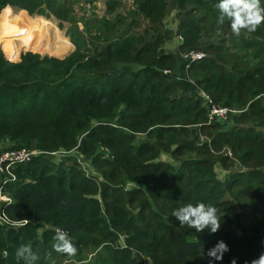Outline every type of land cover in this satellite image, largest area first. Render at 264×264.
Here are the masks:
<instances>
[{
	"label": "trees",
	"instance_id": "16d2710c",
	"mask_svg": "<svg viewBox=\"0 0 264 264\" xmlns=\"http://www.w3.org/2000/svg\"><path fill=\"white\" fill-rule=\"evenodd\" d=\"M217 2L133 0L153 38L147 30L132 36L136 18L124 23L123 15L98 20L100 35L89 34L91 20L81 31L76 7L95 0H0L2 31L11 25L12 7L54 16L62 28L67 22L76 46L63 60L28 52L19 63L0 48V154L23 148L42 153L18 166L17 180L5 186L12 203L0 202V213L31 223L12 228L0 220V264H24L16 257L21 245L37 252V264H58L56 257L250 264L264 252V24L237 37L227 20L218 23ZM169 12H175L178 53L164 49L173 38L164 31ZM118 24L123 28L115 31ZM215 36L229 40L217 45ZM194 51L207 56L193 63L183 57ZM250 59L257 63L251 66ZM201 92L233 111L227 121L209 123L211 105ZM73 151L99 177L87 176L78 163L56 164L44 156ZM232 162L241 172L220 179L216 166L227 170ZM197 202L218 209L217 233L181 227L172 217L173 210ZM57 227L71 237L75 256L53 251ZM218 241L229 248L222 260L209 256Z\"/></svg>",
	"mask_w": 264,
	"mask_h": 264
},
{
	"label": "rangeland",
	"instance_id": "374dc122",
	"mask_svg": "<svg viewBox=\"0 0 264 264\" xmlns=\"http://www.w3.org/2000/svg\"><path fill=\"white\" fill-rule=\"evenodd\" d=\"M10 8L12 12L15 14L14 17L8 18V19H12L11 25L6 31H2L0 28V31H1L0 35L4 34V35H1V38H0V48L4 52V54L6 53L5 56L10 62L12 63L21 62L22 56L27 54L28 52L35 54V55H39L41 58L49 57V58H55L59 60H63L71 56L72 54H74V52L76 51V46L71 41L70 33L68 29L69 24L67 22L63 23V28H62L61 21L54 16H50L48 18L45 16H39L36 14L31 15L25 10L14 9L12 7ZM107 9L109 12L107 11ZM21 11L26 13L27 14L26 16L29 19H32V20L42 19L48 22V25H46L45 27L47 28V34H48V36L46 37V40L50 41L49 44H54L56 42L58 44H61L60 41L68 40L72 47L68 49V52L62 51L60 55L50 54L47 52L43 53L41 52V50L39 51L29 50L28 47L25 44H23V42L21 41L22 38L19 35L21 26H17L12 29L15 19L18 17ZM1 15L2 13H0V17ZM116 15H123V17H125L124 23L132 21L133 18H136L135 22L137 24L133 25L130 31L132 36H138L140 35L141 32H143L144 30H147L149 33V36L153 37L150 23L144 18L142 14L140 15L138 5L134 4L133 0H95V3L93 5H89L85 9H83L82 7H76V10L74 12L75 19L78 22L79 28L81 29V31L84 30V24L88 20H91V22L87 24V30L89 34H97V35L101 34L99 32V24L97 23V21L104 17L109 20H112L115 18ZM164 23L166 26L164 27V31H170L169 37H173L169 42L166 43V45L164 46V49L166 52L178 53L177 50L180 46V42H179V38L175 37L176 36L175 12H169L165 18ZM122 28H123V25L118 24L115 31L118 29H122ZM153 33L154 35H157L154 31ZM110 35L111 37L109 39H112L114 35L113 34H110ZM222 39H226V41L229 40L228 36H224V38L220 37L217 40L215 36L213 40L214 44L219 45L220 40ZM44 43H43V47L47 46L51 49L55 48V46L46 45L47 42L45 40H44ZM225 47L228 49L229 47H233V46L231 43L226 42ZM21 48H25V49H21ZM87 48L88 47H84L83 49L81 48V51L85 52ZM234 49L235 48H230V51H234ZM238 53L243 54L244 52L240 51ZM185 56L186 55H183V57L186 59ZM229 57L236 60L235 56H229ZM12 59H17V60H12ZM249 62L251 63L250 64L251 66H254L257 63L253 59H250ZM222 65L225 67V70L227 72H231V67L226 64V61H224ZM169 73H171V71H169ZM236 115H239V114H236ZM229 122L231 124V127H234V123L231 121ZM145 137L146 136L143 135L138 138L144 139ZM55 155H58V153L57 154H45L44 156L46 158L53 160L56 164L63 162L65 163V165L71 166L75 163H78L80 165L81 170L84 172V174H86L87 176L99 177L97 173L92 171V167L89 161H87L84 158L79 157L76 152L73 151L70 153H59L58 156H55ZM227 155L231 157V153H227ZM162 159L175 164L174 161L169 156L162 155ZM216 169H217V173L220 174V179L224 180L227 178L229 173L232 174V173L241 172L242 168L239 166V164L232 162L231 166L227 170L224 169L222 166H220V164L216 166ZM88 253H89V250L87 251V254ZM91 257L92 255L89 256V259ZM56 261L58 262V264H66V262L67 264H109V263H103V262L94 263L93 261L92 262L85 261V262L77 263L75 261H68V260L62 259L61 257H56Z\"/></svg>",
	"mask_w": 264,
	"mask_h": 264
},
{
	"label": "clouds",
	"instance_id": "9594fccd",
	"mask_svg": "<svg viewBox=\"0 0 264 264\" xmlns=\"http://www.w3.org/2000/svg\"><path fill=\"white\" fill-rule=\"evenodd\" d=\"M216 8L219 12L218 23L223 25L227 20L231 33L237 37L241 35L242 31L255 32L261 24H264V5L261 0H218ZM217 213L218 209L211 203L197 202L195 204L188 203L173 210L172 217L180 222L181 227L187 225L197 232H204L207 229L214 234L221 228V218ZM7 222L12 228L31 223L28 219ZM37 231L40 229L38 228ZM52 249L66 257H73L78 251L69 234L59 227L55 229ZM227 251H229L228 245L224 241H218L216 246L209 250V256L216 260H222L223 254ZM4 255H7V252ZM49 255L51 256V253ZM16 257L22 259L24 264H37L39 259L37 252L33 251L29 245H21L16 251ZM233 264H235V260ZM250 264H264V252L253 258Z\"/></svg>",
	"mask_w": 264,
	"mask_h": 264
},
{
	"label": "built area",
	"instance_id": "2783aa9c",
	"mask_svg": "<svg viewBox=\"0 0 264 264\" xmlns=\"http://www.w3.org/2000/svg\"><path fill=\"white\" fill-rule=\"evenodd\" d=\"M206 56L207 55L204 52L194 51L190 52L185 57L189 59L191 63H193L206 58ZM165 74H169V71H165ZM201 96L205 99V101H207L211 105L209 113V123L213 120L227 121L229 114L233 113V111L227 107H221L214 104L213 100H211L205 92H202ZM39 154L42 153L27 148L14 151H7L0 154V202L4 206H8L12 203V199L7 194H5L4 190L6 184L13 183L17 180L15 169L20 165L31 162L33 157ZM0 220H4L6 222L9 221L7 218H5L4 213H0Z\"/></svg>",
	"mask_w": 264,
	"mask_h": 264
},
{
	"label": "bare ground",
	"instance_id": "6f19581e",
	"mask_svg": "<svg viewBox=\"0 0 264 264\" xmlns=\"http://www.w3.org/2000/svg\"><path fill=\"white\" fill-rule=\"evenodd\" d=\"M26 15H27L26 13L21 11L18 17L15 19L12 29L17 26H21L19 35L22 38L21 41L23 42V44H25L28 47L29 50H32V51L41 50V52L43 53L47 52L50 54L60 55L62 51L68 52V49L72 47L68 40L60 41L61 44H58L57 42L54 44H49L50 41L46 40V37L48 36V34H47V28L45 27L46 25H48V22L42 19L32 20V19H29ZM1 35H4V34H1ZM1 35H0V38H1ZM44 40L47 42L46 45L55 46L56 49L55 48L51 49L47 46L43 47Z\"/></svg>",
	"mask_w": 264,
	"mask_h": 264
}]
</instances>
